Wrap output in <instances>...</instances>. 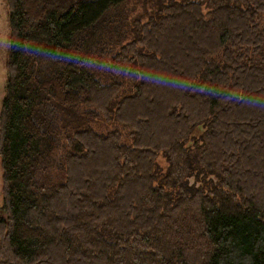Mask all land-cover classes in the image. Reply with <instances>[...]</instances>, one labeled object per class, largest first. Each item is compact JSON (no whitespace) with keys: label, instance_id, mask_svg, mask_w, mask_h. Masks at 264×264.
<instances>
[{"label":"trees","instance_id":"obj_1","mask_svg":"<svg viewBox=\"0 0 264 264\" xmlns=\"http://www.w3.org/2000/svg\"><path fill=\"white\" fill-rule=\"evenodd\" d=\"M0 264H264V0H5Z\"/></svg>","mask_w":264,"mask_h":264},{"label":"rangeland","instance_id":"obj_2","mask_svg":"<svg viewBox=\"0 0 264 264\" xmlns=\"http://www.w3.org/2000/svg\"><path fill=\"white\" fill-rule=\"evenodd\" d=\"M8 47L7 9L5 0H0V83L5 79V60ZM1 186V172H0Z\"/></svg>","mask_w":264,"mask_h":264}]
</instances>
